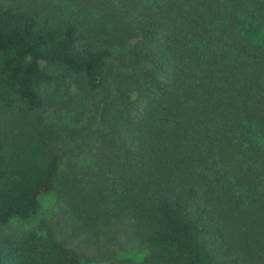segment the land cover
I'll return each instance as SVG.
<instances>
[{
    "label": "trees",
    "instance_id": "1",
    "mask_svg": "<svg viewBox=\"0 0 264 264\" xmlns=\"http://www.w3.org/2000/svg\"><path fill=\"white\" fill-rule=\"evenodd\" d=\"M87 141L69 206L142 250L112 264H264V0H0V264H82L9 226Z\"/></svg>",
    "mask_w": 264,
    "mask_h": 264
},
{
    "label": "rangeland",
    "instance_id": "2",
    "mask_svg": "<svg viewBox=\"0 0 264 264\" xmlns=\"http://www.w3.org/2000/svg\"><path fill=\"white\" fill-rule=\"evenodd\" d=\"M87 99L93 98L92 94H87ZM75 112H72L70 119H65L62 127L67 125H80L74 122ZM89 141V140H88ZM87 141V142H88ZM91 143L88 142L84 151L80 154L65 152L62 164L61 181L49 194L41 196V209L33 222L15 221L9 226L11 231H19L27 228L37 221L39 217L49 219L59 239L68 246L75 249L81 256L82 264H112L116 260H135L141 255L136 228L128 217L117 215L109 222L101 224L95 228L88 227L84 219L69 206V194L66 192L64 181L72 170L78 173L79 180H85L92 173L90 163ZM66 175V176H65ZM65 176V177H64ZM68 178V177H67Z\"/></svg>",
    "mask_w": 264,
    "mask_h": 264
}]
</instances>
